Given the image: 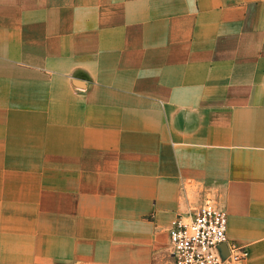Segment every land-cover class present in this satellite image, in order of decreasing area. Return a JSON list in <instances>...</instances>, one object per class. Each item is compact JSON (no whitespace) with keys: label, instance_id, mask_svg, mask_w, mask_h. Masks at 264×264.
<instances>
[{"label":"crops","instance_id":"crops-1","mask_svg":"<svg viewBox=\"0 0 264 264\" xmlns=\"http://www.w3.org/2000/svg\"><path fill=\"white\" fill-rule=\"evenodd\" d=\"M208 195L264 264V0H0V264H175Z\"/></svg>","mask_w":264,"mask_h":264},{"label":"built area","instance_id":"built-area-1","mask_svg":"<svg viewBox=\"0 0 264 264\" xmlns=\"http://www.w3.org/2000/svg\"><path fill=\"white\" fill-rule=\"evenodd\" d=\"M169 236L175 264H236L249 256L247 247L229 239L228 212L211 195L189 219L177 217Z\"/></svg>","mask_w":264,"mask_h":264},{"label":"water","instance_id":"water-1","mask_svg":"<svg viewBox=\"0 0 264 264\" xmlns=\"http://www.w3.org/2000/svg\"><path fill=\"white\" fill-rule=\"evenodd\" d=\"M224 247H225V245H224Z\"/></svg>","mask_w":264,"mask_h":264}]
</instances>
